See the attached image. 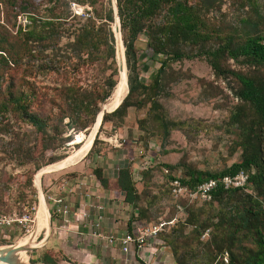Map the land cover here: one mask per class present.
Returning <instances> with one entry per match:
<instances>
[{
  "label": "rangeland",
  "instance_id": "1",
  "mask_svg": "<svg viewBox=\"0 0 264 264\" xmlns=\"http://www.w3.org/2000/svg\"><path fill=\"white\" fill-rule=\"evenodd\" d=\"M70 1L89 6L90 20L108 8L113 12V0H0V45L5 54L12 50L17 57L16 66L5 70V78L9 76L19 90L32 95L28 100L29 111L48 119L45 135L37 134L24 120L11 114L0 124V214L19 218L29 213L31 217L28 222H14L9 228H2L0 248H11L23 238L32 236L18 264H44L40 258L51 254L44 252L47 248L41 240L44 231L38 233L40 228L35 229L39 195L45 206H50L49 186L59 183L65 174L79 173L78 166L87 163V159L96 158L95 154L104 155L114 149L121 151L124 159L121 163L132 170L138 193L136 209L124 205L125 208L121 207L123 214L127 218L132 211L139 212V218L147 221H135V225L162 223L155 242L147 240L156 250L147 264H220L224 252L228 260L229 252L239 254L253 247L251 234L238 233L234 237L227 223L230 208L240 206L246 199L245 194H254L249 185L217 203L184 194L174 197L168 178H186L187 169L215 172L240 160L238 130L230 125L229 119L238 104L234 95L237 83L230 76H216L203 57L171 60L164 53L154 55L145 44V35L141 34L134 43L137 78L150 84L163 60L165 66L159 84L144 97L133 93L130 97L133 103L125 108L115 127L109 121L96 125L99 112H110L105 105L118 88L116 81L120 79L121 69L125 83L120 100L127 93L124 48L122 45L120 66L117 47L121 38L114 17L108 24L113 36V60L102 48L96 51L78 44L76 37L86 20L69 13ZM219 6L203 19L211 31L222 35L240 10L232 0H221ZM258 9L264 21V0H258ZM164 14L162 9L153 22L164 20ZM27 15L34 17L37 28L40 27L46 36L44 41H26L23 34H18L19 27L23 30L31 24ZM216 41L213 39L205 45L214 46ZM198 45L178 44L177 47L185 53H194ZM220 63L245 74L259 73L224 57ZM110 78L116 85L101 100ZM139 98L144 100L140 106L135 103ZM120 100L110 106H116ZM154 100L155 107L151 104ZM86 105L97 109L92 121L91 115L83 112ZM80 133L79 142L76 139ZM112 133L123 139L118 148L105 141ZM90 135L92 140L85 152L69 163L59 164L78 150ZM139 146L152 157L147 170L138 165L140 157L136 148ZM166 164L171 168L165 167ZM198 222L207 226L196 237L193 226ZM261 224L264 233V218ZM212 237L216 243L222 241L218 249L209 242ZM175 258L182 260L181 263ZM55 264L67 262L60 260Z\"/></svg>",
  "mask_w": 264,
  "mask_h": 264
},
{
  "label": "trees",
  "instance_id": "2",
  "mask_svg": "<svg viewBox=\"0 0 264 264\" xmlns=\"http://www.w3.org/2000/svg\"><path fill=\"white\" fill-rule=\"evenodd\" d=\"M232 1L237 5L236 9L240 10V14L234 22L227 24V30L220 35L211 31L212 28H208L203 16L210 10L218 9L221 0H115L120 38L124 48V62L127 69V93L120 103L116 107L114 106L115 108H108L110 110L114 108L112 111L102 114L100 121H109L112 127H115L121 121L125 108L133 103L130 100L133 93L137 92L144 97L147 95V91L155 89L159 84L165 66L163 60L159 62V67L150 84H144L140 78H137L135 71L137 56L134 43L141 34L145 35V44L154 55L164 53L169 55L171 60L203 57L216 76L233 78L237 83L234 95L238 104L234 107L229 119L230 125H234L238 130L241 146L240 160L215 172L187 169L186 178L179 179V182L188 190H192L197 184L207 179L233 175L239 170L245 171L247 177L242 187L224 189L218 186L212 191L207 202L214 200L219 203L226 195L242 191L248 185L252 188L253 195L245 194L246 199L240 206L230 208L227 223L232 227L234 237L238 233L251 234L253 247L247 248L239 254L229 252L227 263L220 261V264H237L238 262L240 264H264V233L261 229V222L264 218V21L258 9V0ZM162 9L165 10L164 20L154 23L153 18ZM68 11L71 14L69 2ZM27 16L31 24L23 30L19 27L18 34H23L26 41H44L46 36L41 32L40 27L37 28L34 17ZM89 18L90 15L84 18L86 21L80 25L76 42L84 46L85 49L92 48L97 51L98 47L102 48L113 60V36L108 26L109 22L113 20L112 9H106L94 20ZM49 23L51 22H45V24ZM112 30L114 32L113 26ZM213 39H217L216 45H205ZM178 44L199 45L194 53H185L178 49ZM223 57L251 67L259 73L249 75L223 67L220 63ZM16 64L15 53L10 50V54L9 52L5 54L0 45V124L7 119L8 114H11L24 120L37 134L45 135L48 119L28 110V100L32 95L19 90L17 84L9 76L7 79L5 78L7 70H11ZM117 82L118 79L116 84ZM114 84L115 80L112 78L107 81V87L103 90L101 100L108 96ZM135 103L140 106L144 100L139 98ZM151 104L154 107L157 106L155 100L151 101ZM96 111V108L91 109L89 105L83 109L85 114L91 115L90 121ZM94 141L95 138L91 147ZM27 152L30 156L29 150ZM165 167L171 168L168 164ZM147 169L148 167L145 168V170ZM90 172L102 186H107L106 180L100 175L99 168H92ZM131 172L129 166L119 168L114 184L118 191L122 192L123 202L135 210L138 193ZM168 178L170 181L173 179L171 176ZM138 214L132 211L127 220V227L133 221L147 222L146 219L139 218ZM206 226L207 224L203 222L195 224L193 226L195 236L197 237ZM159 231L160 229L156 232L155 238L158 237ZM234 237L233 239H235ZM209 242L218 249L222 241L216 243L215 237H212ZM208 256L209 254H205V257ZM40 260L44 264H55L54 260L47 255L41 257ZM175 261L181 263L182 260L175 258Z\"/></svg>",
  "mask_w": 264,
  "mask_h": 264
},
{
  "label": "crops",
  "instance_id": "3",
  "mask_svg": "<svg viewBox=\"0 0 264 264\" xmlns=\"http://www.w3.org/2000/svg\"><path fill=\"white\" fill-rule=\"evenodd\" d=\"M95 157L78 166L81 168L79 173L65 174L64 180L49 186L50 197L60 193L64 195L70 217L68 223L63 224L52 213V205L46 207L48 228H40L38 232L44 231L41 239L47 247L44 252L51 254L49 257H53L55 263L63 260L68 264H142L133 249L124 253L117 243L108 244L96 237V233L116 237L129 233L133 231L135 221L127 227L130 216L126 218L121 207L128 204L123 202L122 192L114 184L117 170L126 166L121 163L124 162L121 151L114 149L104 155L95 154ZM92 168L100 169L107 186H102L94 178L90 172ZM97 214L101 220L95 228L93 221Z\"/></svg>",
  "mask_w": 264,
  "mask_h": 264
},
{
  "label": "built area",
  "instance_id": "4",
  "mask_svg": "<svg viewBox=\"0 0 264 264\" xmlns=\"http://www.w3.org/2000/svg\"><path fill=\"white\" fill-rule=\"evenodd\" d=\"M69 10L72 16L86 18L90 15L89 6L74 1L69 2ZM105 141L111 147L118 148L121 146L123 139H120L117 134L112 133L109 137L105 138ZM136 154L140 157V164H138L140 169L143 167H149L152 164V157L148 156L140 146L136 148ZM246 177L247 173L243 170H239L233 175H224L217 178L207 179L197 184L192 190H188L185 186L180 184L179 180L174 178L170 182L171 193L174 197L184 194V196L190 198H199L203 201H207L210 199L211 193L216 187L221 186L224 189L242 187L246 182ZM49 200L52 205V213L57 215L63 224H67L70 217V208L64 195L60 193L53 197H49ZM30 220L31 217L29 213L23 214L19 218L0 214V234L2 233V228L7 229L14 222H28ZM100 220L101 216L99 214L94 216L93 225L95 228L98 227ZM161 225L162 223L144 226L135 225L133 231L129 233L126 232L118 237L109 234L101 235L98 233H96V237L104 240V242L108 244H113L114 242L117 243L120 250L124 253L133 249L140 256L143 262L142 264H147L146 262L155 255L156 251L153 246L148 244L147 240L155 242V234L160 229ZM222 261L227 263L226 252L222 255Z\"/></svg>",
  "mask_w": 264,
  "mask_h": 264
},
{
  "label": "bare ground",
  "instance_id": "5",
  "mask_svg": "<svg viewBox=\"0 0 264 264\" xmlns=\"http://www.w3.org/2000/svg\"><path fill=\"white\" fill-rule=\"evenodd\" d=\"M113 4H114V0H113ZM114 22L117 23L115 16H114ZM117 25H118V23H117ZM114 36H115V34H114ZM115 39H116V36H115ZM119 40H120V38H119ZM117 55H118V62L121 66V63H122L121 40L118 41ZM123 60H124V58H123ZM124 83H125V74L123 73V71L121 69V75H120V79L118 81V88L116 89L113 97L111 99H109L108 103H106V105H105L106 108L114 107L115 105H112V106H110V105L113 104L114 102L120 100V98L122 96V92H123ZM100 113L101 112H99V114L97 116V119H96L97 121H95L96 125L101 120ZM76 140L80 142L81 133H80V135L77 136ZM91 140H92V137L90 135V137L85 141L84 144H82V146L78 150L74 151L72 154H70L64 160H61V162L59 164L69 163L73 159L77 158L79 155H81L83 152H85V150L89 147ZM38 212H39V218H38L37 224L35 225V229L38 230L39 228H44V227L48 228L47 227V210H46V206H45V203H44V200H43L41 194L39 195V210H38ZM32 240H33L32 236H29V237L23 238L17 244L15 243V245H13L11 248L9 246L5 247V248H0V264H11L13 261L15 263H12V264H18V262H20V260L23 256L25 245L27 246V244H30L29 242H31ZM3 255H5V256H3Z\"/></svg>",
  "mask_w": 264,
  "mask_h": 264
},
{
  "label": "water",
  "instance_id": "6",
  "mask_svg": "<svg viewBox=\"0 0 264 264\" xmlns=\"http://www.w3.org/2000/svg\"><path fill=\"white\" fill-rule=\"evenodd\" d=\"M114 16L116 17V20H117V23H118V31H119V22H118V17H117V11H116V3H115V0H114V5H113V17H114ZM111 32H112V31H111ZM120 101H121V100H120ZM120 101L118 102V104L120 103ZM118 104H117V105H118ZM117 105H116V106H117ZM116 106H115V107H116ZM115 107H114V108H115ZM114 108H113V109H114ZM113 109H111L110 111H112ZM101 115H102V112L100 113V116H101ZM3 256H5V255H3Z\"/></svg>",
  "mask_w": 264,
  "mask_h": 264
}]
</instances>
